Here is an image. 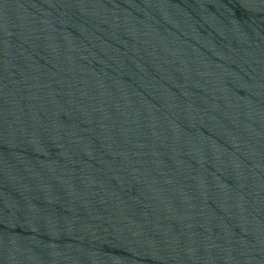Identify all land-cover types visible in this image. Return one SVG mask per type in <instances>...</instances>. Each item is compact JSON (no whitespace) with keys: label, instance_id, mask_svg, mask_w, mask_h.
I'll return each mask as SVG.
<instances>
[{"label":"water","instance_id":"obj_1","mask_svg":"<svg viewBox=\"0 0 264 264\" xmlns=\"http://www.w3.org/2000/svg\"><path fill=\"white\" fill-rule=\"evenodd\" d=\"M0 264H264V0H0Z\"/></svg>","mask_w":264,"mask_h":264}]
</instances>
